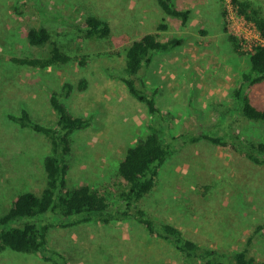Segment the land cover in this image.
<instances>
[{
    "label": "rangeland",
    "instance_id": "374dc122",
    "mask_svg": "<svg viewBox=\"0 0 264 264\" xmlns=\"http://www.w3.org/2000/svg\"><path fill=\"white\" fill-rule=\"evenodd\" d=\"M251 1L264 14V0ZM173 2L190 10L186 23L165 14L157 0H0V214L17 194L41 191L46 180L43 159L50 152L44 134L9 116L25 109L32 120L53 125L57 114L49 93L82 76L88 88L75 91L68 103L75 114L93 113V119L73 136L68 185L87 184L107 195L114 207L125 206L117 167L126 148L151 131L153 118L129 93L118 71L124 66L126 48L146 32L158 33L161 39H184L179 46L156 53L143 71L147 86L157 89L160 110L175 116L165 122L166 141L186 132H236L264 139L261 124L235 115L233 90L250 62L232 50L227 34L243 36L246 43L264 39L236 17L231 0ZM88 13L109 22L107 39H87L78 31ZM161 23L167 27L159 28ZM40 24L48 26L52 41L76 56L74 61L43 69L11 61L13 56H42L51 49V43L34 46L27 41L29 27ZM82 55L86 66L78 62ZM249 97L257 107L264 106V81L249 88ZM140 205L217 250L244 248L251 237L248 253L264 259V165L253 164L237 150L207 139L178 145L160 166L155 188ZM49 243L70 264H185L169 240L150 235L133 218L55 226ZM0 264L52 263L5 249Z\"/></svg>",
    "mask_w": 264,
    "mask_h": 264
},
{
    "label": "trees",
    "instance_id": "16d2710c",
    "mask_svg": "<svg viewBox=\"0 0 264 264\" xmlns=\"http://www.w3.org/2000/svg\"><path fill=\"white\" fill-rule=\"evenodd\" d=\"M237 14L251 22L264 39V14L251 0H231ZM162 11L186 23L190 10L178 8L173 0H157ZM226 21L227 11L221 12ZM161 23L159 28L165 29ZM78 31L87 39H107L111 27L107 20L94 13H88ZM224 30L228 27L224 24ZM30 45L42 46L51 43V49L42 56L11 57V61L28 67L48 68L65 66L76 59L52 41V34L45 24L32 25L26 33ZM227 39L232 50L246 55L249 70L233 90L236 117L259 123L264 127V106L257 107L250 101L249 88L264 81V43L253 42L243 45V38L228 32ZM184 39L174 36L161 39L158 33L146 32L135 38L125 50L124 66L118 76L125 83L129 93L143 102L153 120L151 131L137 137L126 148L123 159L117 167L122 184L120 197L125 206L114 207L107 195L87 184L69 186L67 174L71 168L74 134L92 123L93 113L77 115L71 109L68 99L75 91H85L88 80L80 77L77 82L64 81L57 90L49 93V101L56 111L57 119L51 126L32 120L23 109L20 115L9 117L22 127H29L44 134L50 141V152L43 159L46 174L45 186L39 193L23 191L12 200L11 205L0 214V252L11 249L16 252L41 256L52 264H70L65 255L51 247L49 233L55 226H68L84 222L99 221L110 224L118 220L133 218L142 223L148 233L169 240L181 253L185 264H264L248 253L252 238L241 249L221 251L202 245L188 237L178 226L160 220L147 212L140 202L156 186L160 166L175 151L178 145L207 139L215 144L230 147L241 152L253 164L264 165V139L243 137L239 133L210 134L191 132L164 138L168 124L174 119L170 111H161L156 101V88H149L143 71L147 69L156 53L167 52L179 46ZM86 56L78 60L86 66Z\"/></svg>",
    "mask_w": 264,
    "mask_h": 264
},
{
    "label": "built area",
    "instance_id": "2783aa9c",
    "mask_svg": "<svg viewBox=\"0 0 264 264\" xmlns=\"http://www.w3.org/2000/svg\"><path fill=\"white\" fill-rule=\"evenodd\" d=\"M235 12V11H234ZM235 15H236V17H238L242 22H243V24H246L247 26H251L252 28H254L255 30H256V33H257V35H258V38L260 37L261 38V36H260V34H259V32H258V30L255 28V26L251 23V22H249L248 20H246L243 16H241V15H239V14H237L236 12H235ZM239 36V35H238ZM241 38H243L244 40H243V45L245 46V47H250L251 46V44L252 43H249V42H247L246 43V39L242 36Z\"/></svg>",
    "mask_w": 264,
    "mask_h": 264
}]
</instances>
